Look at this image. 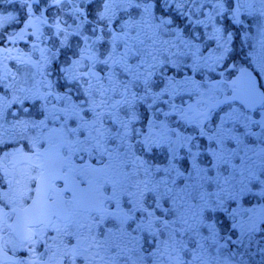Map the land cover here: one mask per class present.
Returning <instances> with one entry per match:
<instances>
[{"label":"snow or ice","instance_id":"1","mask_svg":"<svg viewBox=\"0 0 264 264\" xmlns=\"http://www.w3.org/2000/svg\"><path fill=\"white\" fill-rule=\"evenodd\" d=\"M0 264H264V0H0Z\"/></svg>","mask_w":264,"mask_h":264},{"label":"flooded vegetation","instance_id":"2","mask_svg":"<svg viewBox=\"0 0 264 264\" xmlns=\"http://www.w3.org/2000/svg\"><path fill=\"white\" fill-rule=\"evenodd\" d=\"M52 13L55 14V9L52 10ZM69 23H71V21H69ZM46 43H47L48 46H51V42H50V41H49V42H46ZM41 46L43 47L44 45H41ZM17 47H19V48H23V49H25V50H28V48L26 47V45H25L23 42L19 43V44L17 45ZM69 54H70V53H69Z\"/></svg>","mask_w":264,"mask_h":264}]
</instances>
